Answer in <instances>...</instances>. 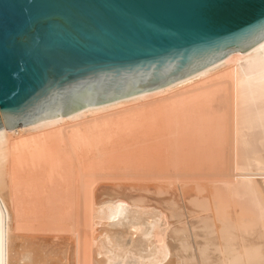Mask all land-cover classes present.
<instances>
[{"label": "bare ground", "instance_id": "bare-ground-1", "mask_svg": "<svg viewBox=\"0 0 264 264\" xmlns=\"http://www.w3.org/2000/svg\"><path fill=\"white\" fill-rule=\"evenodd\" d=\"M17 126L1 119L0 264H264V39Z\"/></svg>", "mask_w": 264, "mask_h": 264}, {"label": "water", "instance_id": "water-1", "mask_svg": "<svg viewBox=\"0 0 264 264\" xmlns=\"http://www.w3.org/2000/svg\"><path fill=\"white\" fill-rule=\"evenodd\" d=\"M264 39V0H0V129L184 79Z\"/></svg>", "mask_w": 264, "mask_h": 264}, {"label": "rangeland", "instance_id": "rangeland-1", "mask_svg": "<svg viewBox=\"0 0 264 264\" xmlns=\"http://www.w3.org/2000/svg\"><path fill=\"white\" fill-rule=\"evenodd\" d=\"M202 189H203V188H202ZM197 190H198V189H197ZM203 191H204V192H203ZM203 191H200V190H198L197 192L195 191V192H196V193H195V196H193L194 193L191 194L193 197H197V198H194V200H198V198H199V199H203V198H202V195L205 196V195H206L205 193L208 192V191H206V189H203ZM192 196H191V197H192ZM191 197H189L190 200L193 199V198L191 199ZM204 198H205V197H204Z\"/></svg>", "mask_w": 264, "mask_h": 264}]
</instances>
